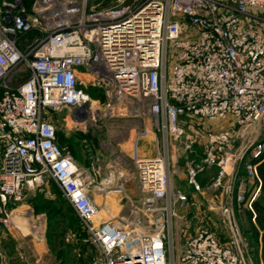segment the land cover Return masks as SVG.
Returning <instances> with one entry per match:
<instances>
[{
	"label": "built area",
	"instance_id": "2783aa9c",
	"mask_svg": "<svg viewBox=\"0 0 264 264\" xmlns=\"http://www.w3.org/2000/svg\"><path fill=\"white\" fill-rule=\"evenodd\" d=\"M33 29L40 37L22 47ZM82 68L147 107L161 135L157 156L135 159L147 231L98 220L92 174L56 141L51 113L81 115L97 103ZM251 125L264 126V0H35L31 11L23 0L0 3V215L54 180L101 251L98 264H254L232 204L221 208L229 239L202 226L177 261L173 205L187 196L173 199L170 185L172 140L197 142L203 165L217 169L210 187L233 196L231 170L243 163L255 178L264 155V141L240 142Z\"/></svg>",
	"mask_w": 264,
	"mask_h": 264
},
{
	"label": "crops",
	"instance_id": "0c3cea01",
	"mask_svg": "<svg viewBox=\"0 0 264 264\" xmlns=\"http://www.w3.org/2000/svg\"><path fill=\"white\" fill-rule=\"evenodd\" d=\"M81 72L87 84L89 80L85 75L89 74L85 68H82ZM136 115L132 118H114L111 120L114 124L113 129L104 133L96 130L107 123L108 120L103 116L97 119L95 126L88 125L83 116L75 110L73 116L66 115L63 118L60 131L62 136L58 143L66 153L73 156L81 169L88 170L92 174L93 187H98L100 190L123 189L119 194L109 195L106 199L100 198L94 190L91 191L92 198L100 207L101 215L98 220L113 218V221L121 227H136L147 231L148 221L136 222L135 213L133 215L129 213L127 217L119 216L121 212L131 210V205L136 207L134 203L143 199L140 196V180L135 159L153 158L161 150V135L155 129L149 109L145 106L139 107ZM246 129L241 128L239 131L240 142L247 145L254 140L264 141V134L251 139V130L245 132ZM184 144L185 141L172 140L170 182L174 191L181 190L187 196L186 202L178 203L183 204L185 211L190 210L187 215L191 218L188 224L191 225L192 232L195 234L200 227L206 226L221 240H228L230 232L224 224L221 208L232 204L248 247V258L254 264H264V176L260 173L264 155L258 164V175L255 178L247 176L243 163L234 171L231 170L228 179L234 184V195L229 197L210 187L217 169L203 165V148L196 143L188 149ZM239 186H242L246 195V200L242 204L236 199ZM125 198L129 208L126 207V210L124 206L119 205Z\"/></svg>",
	"mask_w": 264,
	"mask_h": 264
},
{
	"label": "rangeland",
	"instance_id": "374dc122",
	"mask_svg": "<svg viewBox=\"0 0 264 264\" xmlns=\"http://www.w3.org/2000/svg\"><path fill=\"white\" fill-rule=\"evenodd\" d=\"M112 3L113 0H89V6L94 8L106 7ZM24 73L27 74V71ZM85 76L89 80L86 88L90 92L91 98L97 102L88 112L81 114L88 125L95 126L98 122L97 119L103 116L108 121L96 130L107 133L113 129L114 124L111 120L114 118L137 116V99L118 94L112 85L93 84V82H98L93 78V75ZM74 114V109H64L51 113L50 117L54 121L57 131L60 132L63 118L66 115L73 116ZM245 129V132L251 130V139L264 134L263 125L261 127L258 125L247 126ZM197 144L203 148L202 144ZM120 189L100 190L98 187H92L91 191L94 190L100 198L106 199L109 198V195L119 194L118 190ZM173 189L171 187L174 199L176 191ZM110 191L113 192L109 194ZM139 191L142 198L146 196L140 187ZM126 201L127 198L122 199L119 203L124 206L125 210L128 204ZM44 204H48L51 213L48 208L46 212L36 211V208L42 207ZM134 204L136 207L131 205V210L121 212L119 216L125 217L129 213L132 215L135 213L136 222L141 220L147 223L150 217L142 207V200ZM127 209L129 208L127 207ZM173 211L175 212L176 259L179 261V252L185 239L194 233L191 230V225L188 224L191 221L190 216L187 215L190 210L185 211L183 204L177 202L173 205ZM0 216L7 219V222L0 220V256L8 261L17 264H98L100 261L101 251L96 246L81 217L54 180H49L46 185L28 192L22 202L10 204L6 213Z\"/></svg>",
	"mask_w": 264,
	"mask_h": 264
},
{
	"label": "trees",
	"instance_id": "16d2710c",
	"mask_svg": "<svg viewBox=\"0 0 264 264\" xmlns=\"http://www.w3.org/2000/svg\"><path fill=\"white\" fill-rule=\"evenodd\" d=\"M5 0H0V3H2ZM24 1V5L28 8L29 11H31L33 3L35 2V0H23ZM40 33L38 32V30L33 29L30 32H28L25 36L22 37V41H21V46L24 47V39L28 38V40H34L38 37H40ZM87 90V88H86ZM87 92L90 94V92L87 90ZM91 95V94H90ZM61 132L57 131V136H56V141L58 142L61 139ZM260 173L264 176V163L260 166ZM50 207V206H49ZM48 208V204H44L42 205V207L36 208L37 212H46ZM49 210V208H48ZM51 213V210H49ZM51 218V216H50ZM64 252V251H63Z\"/></svg>",
	"mask_w": 264,
	"mask_h": 264
},
{
	"label": "bare ground",
	"instance_id": "6f19581e",
	"mask_svg": "<svg viewBox=\"0 0 264 264\" xmlns=\"http://www.w3.org/2000/svg\"><path fill=\"white\" fill-rule=\"evenodd\" d=\"M101 214H99V216H100Z\"/></svg>",
	"mask_w": 264,
	"mask_h": 264
}]
</instances>
